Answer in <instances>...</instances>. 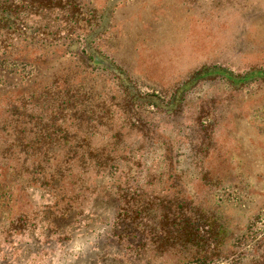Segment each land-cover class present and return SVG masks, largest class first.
<instances>
[{
  "label": "rangeland",
  "instance_id": "obj_1",
  "mask_svg": "<svg viewBox=\"0 0 264 264\" xmlns=\"http://www.w3.org/2000/svg\"><path fill=\"white\" fill-rule=\"evenodd\" d=\"M1 1L13 3L35 51L67 45V35L81 49L91 30L90 45L124 73L139 97H157L168 107L137 108L155 138L130 144L118 171L102 179L107 187L158 192L166 144L191 192L237 196L247 215L240 243L247 255L221 264L257 258L250 245L264 234V0ZM41 72L18 65L4 86L20 88ZM94 73V97L104 94L117 115L118 97L129 96L118 92L111 75ZM217 177L228 183L213 187ZM6 224H0V264H116L103 255L112 225L108 206L92 208L66 235L35 229L10 244Z\"/></svg>",
  "mask_w": 264,
  "mask_h": 264
},
{
  "label": "trees",
  "instance_id": "obj_2",
  "mask_svg": "<svg viewBox=\"0 0 264 264\" xmlns=\"http://www.w3.org/2000/svg\"><path fill=\"white\" fill-rule=\"evenodd\" d=\"M92 32L81 49L67 35V45L35 51L13 3L0 0V224L7 222L6 240L11 244L35 229L66 235L100 204L112 210L103 255L116 264H221L247 255L240 243L248 218L238 197L191 192L166 144L158 192L113 189L102 180L118 171L132 142L155 138L137 108L166 106L157 97H139L124 73L90 45ZM18 65L42 72L20 88L5 87L3 78ZM97 70L129 96L118 97L117 115L104 94L94 97L89 79ZM205 182L199 179L200 186ZM222 183L228 182L217 177L213 187ZM250 246L257 257L250 264H264V234Z\"/></svg>",
  "mask_w": 264,
  "mask_h": 264
}]
</instances>
